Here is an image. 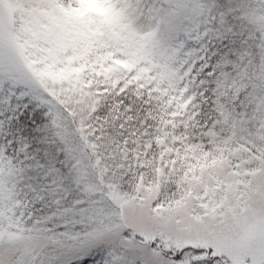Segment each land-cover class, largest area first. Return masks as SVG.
<instances>
[{"label": "snow or ice", "instance_id": "obj_1", "mask_svg": "<svg viewBox=\"0 0 264 264\" xmlns=\"http://www.w3.org/2000/svg\"><path fill=\"white\" fill-rule=\"evenodd\" d=\"M0 264H264V0H0Z\"/></svg>", "mask_w": 264, "mask_h": 264}]
</instances>
